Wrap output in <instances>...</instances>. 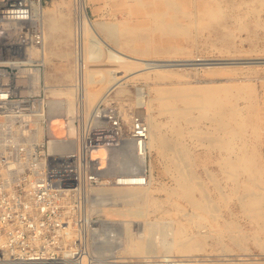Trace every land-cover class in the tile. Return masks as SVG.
I'll return each instance as SVG.
<instances>
[{"label":"bare ground","instance_id":"1","mask_svg":"<svg viewBox=\"0 0 264 264\" xmlns=\"http://www.w3.org/2000/svg\"><path fill=\"white\" fill-rule=\"evenodd\" d=\"M77 1H80L78 10L84 15L83 0ZM253 3H257L259 8L264 6V0H249L244 3H235L234 0H121L120 5L124 8L123 18H126L121 25L110 22L95 23L97 30L114 46L107 50L108 54L105 47H102L103 55H108L116 65L106 77L102 73L106 55H98L101 65L94 67L91 61L95 55L90 53L89 57H86L80 44L78 46L70 17L63 18L59 14L58 18L55 10L41 7L42 47H30L28 52L29 55L33 54L40 64L32 70L36 92L43 88L51 98L48 123L52 136L60 137L65 128H68L69 135L74 134L71 118L76 113L77 99L71 84H83L86 99L95 102L104 99L111 91H116V95L125 94L122 85L126 76L118 78L116 75L120 67H123L127 75L139 70H149L136 78L155 83L146 93H138L133 99V104L136 107L135 112L143 118L149 129L148 154L151 156L154 152L163 158L167 172L171 170L174 174L175 184L166 191L165 202L157 201L152 194L161 190V187H152L157 183L152 174L155 165L150 159L146 186L112 184L95 191L96 195L105 196L106 186H109V190L114 191L110 195L112 198H125L120 202L121 207H100L97 210L104 211L108 217L123 219L124 236L120 244L116 245L121 248L122 253L134 255L143 261L159 256L167 258L164 261L152 259L148 261L150 264H199L198 260L189 254L200 251L202 241L199 243L198 239L189 240L183 237L184 228L180 216L183 215L188 220L193 216L198 217L196 211L206 210V206L195 196L196 188L192 183L195 174L188 172L189 169L184 170L187 165L184 164L187 152L178 151L177 147H186L183 137L188 125L193 126L192 130L188 129L189 134L192 131L201 132L198 127L201 120L207 121L211 137L205 138V142L202 138L198 144L205 143L206 147L215 151L214 165L218 173H213L212 180L221 198L226 203L235 198L240 202L242 212H246L253 219L264 216V159L261 148L264 147V84L246 83L251 76H258L257 72L252 69L246 70V73L239 70L240 76L236 77L238 74L230 69L226 70V73L233 78L220 80V85H215L217 81L214 83L212 80L203 81L205 84L198 86H188L178 81L163 87V84L156 82L171 81L174 77L179 80L184 76L165 69L175 65L162 64L160 67L163 69L154 70L157 66L148 64V60L144 59L151 56L192 55L190 48L171 42L172 38L178 36H182L190 44H196L195 40L199 38L202 46L212 48L222 55L264 53V22L259 18L258 8ZM243 5L252 8L241 7ZM251 15L252 22L249 20ZM199 26L201 28H198ZM259 31L263 33V37L259 36ZM241 32L246 34V38L240 39L241 36L237 34ZM237 39L240 42L249 41V50L238 48ZM258 41H263L261 48L257 46ZM14 43L15 38L11 37L9 44ZM188 61L204 60L196 56ZM136 69L138 71H133ZM209 72L216 75L218 71ZM238 81L241 83H237ZM101 86H106L107 90L98 97V89ZM63 111L67 114V125L60 116ZM129 116H123L127 123ZM158 116H166L165 122L159 121ZM179 120H182L186 127L177 123ZM168 133L171 134L170 137L167 136ZM93 156L100 159L101 169L105 168L101 173L109 176L120 170L113 149L105 150V154L95 150ZM177 198L191 205L193 210L182 212L185 208L176 202ZM164 203L173 205L176 213L171 214L170 221L164 224L161 231L158 220L150 223L152 232H146L143 235L144 240L129 231L131 222L146 220L151 212L167 213ZM109 250L110 248L107 249ZM179 253L187 259L176 260L174 255Z\"/></svg>","mask_w":264,"mask_h":264},{"label":"built area","instance_id":"2","mask_svg":"<svg viewBox=\"0 0 264 264\" xmlns=\"http://www.w3.org/2000/svg\"><path fill=\"white\" fill-rule=\"evenodd\" d=\"M41 7L0 0V264H105V219L94 209L105 196L95 191L146 186L149 129L138 114L127 123L105 99L89 110L83 84H73L74 134H50L51 98L36 92L38 60L28 52L42 47ZM107 149L120 168L113 178L93 156Z\"/></svg>","mask_w":264,"mask_h":264},{"label":"rangeland","instance_id":"3","mask_svg":"<svg viewBox=\"0 0 264 264\" xmlns=\"http://www.w3.org/2000/svg\"><path fill=\"white\" fill-rule=\"evenodd\" d=\"M40 1L42 8L50 7L51 9L55 10L56 15H58V18L60 17V15H62L63 18L70 17V21H71L70 23L73 26L74 34L76 38L75 41L77 42L78 46L80 44V48L85 53L86 57H89L90 53L95 55L91 62L94 67H99L101 65V58L98 57V55H103L102 47H105V52L106 54H108L107 50H109L111 47L114 48V46L111 42H109L106 39V37L100 31L97 30V28L95 27V23L110 22V23H119V25H121L122 22L125 21L126 19L123 18L124 8L120 5L121 0H93V1L83 0L84 15H82V13L78 10L79 7L78 4L80 5V1L77 0H40ZM234 1L235 3L236 2L244 3L245 1H249V0H234ZM253 5L256 8H258L257 11H259V18L264 22V6L262 8L261 7L259 8L258 7L259 5L257 3H253ZM241 7H245V8L249 7L250 9L252 8L249 5H243ZM249 20L252 22L253 20L252 15L249 16ZM131 24L134 23L131 22ZM198 28H201V26H199ZM193 34L195 36V33ZM237 35L239 37L241 36L240 39L246 38V34L244 32H241ZM259 36L263 37V33L261 31H259ZM182 40L185 42H183ZM171 42L178 46L190 48L192 55L189 56L172 55L169 57L151 56L144 58L145 60H148L147 61L148 64H155L157 67L159 66L158 68L156 67L154 70L163 69L162 67H160V65L162 64L175 65L171 67L168 66L165 69L172 70L184 76L179 80H177L174 77L172 78L171 81L170 80H164V82L157 81L156 84H163L161 86L164 87L170 84L171 82L179 81L184 85L198 86L200 84L204 85L205 83H203V81L212 80L214 81V83L217 81L215 85H220V80L222 81L223 79L228 77L233 78L232 75H228L226 73V70L228 71L230 69H233V71H235V73L237 74L239 73V70H242L244 71V73H246V70L252 69L253 71L257 72L258 76L255 77L251 76V79L249 81H246V83L264 84V53L261 54L242 53L239 55H232V56L225 54L222 55L218 53L216 50L214 49L212 50V48H207V46L206 47L202 46V42L200 41L199 38L198 40H195L196 44L188 43L185 39H183L182 36L172 38ZM237 44H238L237 45L238 48L240 47L243 51H248L250 48L249 41L240 42V40L237 39ZM257 46L258 48L259 47L261 48L263 46V41H258ZM106 54H104L103 56H105ZM196 56L197 58H202L204 61H188L194 59V57ZM29 58L31 60L32 59L38 60L34 57L33 54L29 55ZM37 63L38 65H40L39 61H37ZM221 63L224 64L222 65ZM113 67H116L115 62L112 59H110L108 55H106L105 64L103 65V71H102L103 75L105 77L108 76L110 70H112ZM122 69L123 67H120L116 75L118 78H124V76H126V78L123 80L124 83L122 85L125 94L116 95V91H111L110 93H108L107 96H105L104 98L105 108L118 110L121 107L118 110L120 112V115L121 116H124V114L130 115L129 116L130 118L134 114H137L135 112L136 107L133 104L134 97L137 96V94L140 93L141 91L146 93L149 88L153 87L152 84L155 83L154 81L151 80L136 78L138 77L137 75L139 74L144 75L149 70L138 71L136 69L133 71H138V72H134L132 74L127 75L124 69L123 70ZM211 69H213V71H218L217 74L211 75L209 72V71L213 72ZM239 76L240 74H238L236 77ZM237 83H241V81H238ZM55 84L58 85L56 82ZM84 89H85V85H84ZM98 90H99L98 97H100L102 94H104V92L106 93L107 87L101 86ZM84 100L86 103L85 105L87 108H89V110L95 108L98 102L101 101V100L100 101L95 100V102L88 101V99H86L85 96V90H84ZM195 113L196 112H193V114ZM60 116L63 117L64 119L63 122L67 118V114L64 111L61 112ZM158 119L161 122H165L166 116H158ZM177 123L185 125L182 122V120L177 121ZM207 125H208L207 121L201 120L198 125L201 132L192 131L190 134L187 131L188 129L192 130L193 126L188 125L186 127L185 125L187 129L185 130L183 141L185 142L186 147H182V148L177 147L178 151L183 150L185 153L187 152L186 158L184 160V164L187 165L186 168L184 167V170L186 169L185 171H187L189 169L188 172L195 174L196 177L192 178V183L196 188L195 196L206 206L205 208L206 210L196 211L197 213L195 212L196 214L199 215L198 217L193 216L190 220H188L187 217H184L183 215L180 216L181 225L184 228L183 237L189 238V240L191 238H195L196 240L198 239L199 243L202 241L201 250L194 251L189 255H192L194 259H197L199 264H264V216L262 217L258 216L257 219H253V217L249 216L246 212L244 211L242 212L240 202L235 198H233L227 203L224 202V200L221 198L220 193L214 184V180H212L214 179V177L212 178L213 173L215 172L218 173L214 165V159L216 155L215 151L212 150L211 148L206 147L204 145L205 143L201 145L198 144V141L201 140L202 138L204 139L203 142H205V138L211 137L210 134L211 129H209ZM170 135H171L170 133L167 134V136L169 137ZM261 148L263 149L262 158L264 159V147L261 146ZM150 159L155 165L152 174L155 179V182L157 183V185L153 184L152 187H156L158 185L161 187V190L154 191L152 195L157 201L163 203L165 202L167 197L166 191H168L171 187H174L175 184V181L173 179L174 174L171 172V170L167 172V168L165 167L166 166L165 161L163 160L162 157L157 156L154 152L151 153V156L149 153L146 159L147 170L149 169L148 164ZM208 174H210L209 177ZM111 175L114 176L115 174H110L109 178H112ZM148 178H149V170H148ZM108 187L109 186H106L107 190L105 189V201L101 205H95L94 209L98 210L100 209V207H105V209L121 207V203L125 198L123 199L112 198V196L110 195L114 193V191L113 190L110 191ZM176 202L181 204V206L185 208L184 211H182L184 213L193 210V207L191 205H189L180 198H177ZM163 206L165 210L168 211L167 213L161 214L159 212H151L147 218L148 220L147 219L137 220L131 222L129 225V229H130L129 231L131 233H134L138 237H141V239L144 240L145 237L143 235L146 234V232L147 233H149L150 231L152 232V229L150 228L152 227V225L150 223L154 222L155 220H158L160 222V225L161 224L163 225V226L159 225V229H160L159 231H161V229H163L164 227V224L170 221L172 217L171 214L176 213V210L174 209L175 207H173V205L164 203ZM97 214L101 218L105 219V264H120L119 262L122 261L123 259L121 260L119 258H124V261L127 262L128 264H138L137 262L143 261L141 260V258H138L134 255H130L128 253H122L120 247H113L116 246V244L111 245V241H114L115 239H116L115 241L120 244L121 238L124 236L123 219L120 220V218L108 217L105 215L104 211H98ZM175 225L177 226V223ZM108 248H110L109 251H107ZM181 256L182 254L180 253L175 254L174 258L176 260L187 259L184 255H183L184 257L182 256V258H180ZM151 259H155L156 261H164L167 258H163L159 256L158 258H151Z\"/></svg>","mask_w":264,"mask_h":264}]
</instances>
